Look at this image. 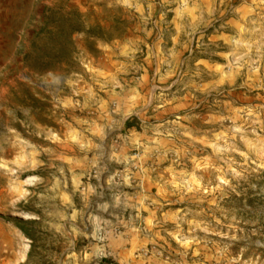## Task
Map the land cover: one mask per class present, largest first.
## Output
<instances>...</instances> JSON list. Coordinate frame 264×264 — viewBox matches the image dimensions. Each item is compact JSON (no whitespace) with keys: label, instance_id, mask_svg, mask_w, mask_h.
Listing matches in <instances>:
<instances>
[{"label":"rangeland","instance_id":"obj_1","mask_svg":"<svg viewBox=\"0 0 264 264\" xmlns=\"http://www.w3.org/2000/svg\"><path fill=\"white\" fill-rule=\"evenodd\" d=\"M49 8L104 39L40 74ZM14 220L50 264H264V0H0V264Z\"/></svg>","mask_w":264,"mask_h":264},{"label":"trees","instance_id":"obj_2","mask_svg":"<svg viewBox=\"0 0 264 264\" xmlns=\"http://www.w3.org/2000/svg\"><path fill=\"white\" fill-rule=\"evenodd\" d=\"M74 23L69 25L70 31L67 32L63 19L57 16V12L52 8L47 9L43 18V24L37 32L34 33L31 41V48L35 47V51H27L24 54L25 66L34 72L44 74L50 71L67 72L73 67L72 53L73 50L67 37L73 33H85L88 37L96 40H102V36L97 34V27L86 26L82 16L73 11ZM119 20H115L118 24ZM66 38V39H65ZM34 49V48H33ZM134 127L132 121L125 122V128ZM17 229L30 241V248L26 255V259L22 264H50L43 262L40 256L41 238L36 230L30 225L34 224V220H14Z\"/></svg>","mask_w":264,"mask_h":264}]
</instances>
